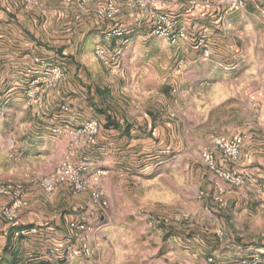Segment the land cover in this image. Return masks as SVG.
Listing matches in <instances>:
<instances>
[{"label": "crops", "instance_id": "crops-1", "mask_svg": "<svg viewBox=\"0 0 264 264\" xmlns=\"http://www.w3.org/2000/svg\"><path fill=\"white\" fill-rule=\"evenodd\" d=\"M110 1L93 0L82 9L75 1L43 0L38 16L35 6L0 0V171L26 186L14 222L3 215L9 199L0 196V264H180L187 255L195 260L210 248L196 232L218 234L226 224L196 203V184L188 183L181 169L190 164L170 155L173 139L178 137L184 149L193 132L246 134L241 171L248 175L255 142L260 166L264 161V0H245L239 11L228 10L221 0L204 8L189 0H162L186 32L177 44L153 34L147 9L135 0H117L120 12L113 20L99 17L97 8ZM118 21L133 31L112 73L95 48L117 45V39L105 36ZM200 39L207 42L209 56ZM50 54L69 61H62L64 79L48 92L43 107H27L24 89L38 77L29 70H41L38 60ZM90 121L100 131L92 142L81 140L76 161L106 174H90L89 189L74 198L65 183L47 194L33 178L52 173L67 150V141L53 128ZM45 161L47 166L56 162L47 173ZM98 186L109 204L94 209L90 193ZM230 196L233 205L237 198ZM150 214H181L189 221L158 226ZM73 220L95 228V256L84 257L77 244L71 256L65 249L73 241ZM24 228L36 231L14 235ZM194 241L201 243L200 253H191ZM239 247L234 243L228 253L235 250L240 259Z\"/></svg>", "mask_w": 264, "mask_h": 264}, {"label": "built area", "instance_id": "built-area-1", "mask_svg": "<svg viewBox=\"0 0 264 264\" xmlns=\"http://www.w3.org/2000/svg\"><path fill=\"white\" fill-rule=\"evenodd\" d=\"M27 5H38V0H24ZM75 1L80 8H86L89 2L93 0H67ZM228 10L239 11L245 6V0H221ZM135 3L144 6L147 9V15L153 27L152 32L155 36L166 38L173 44H177L181 38H185L186 32L180 28L179 20L176 16L166 12L163 9L162 0H135ZM194 7H208L211 0H189L188 2ZM120 12V4L117 0L101 5L97 8L96 13L105 20H113ZM132 28L125 22L118 21L106 34V41L117 39V45L109 47L98 45L95 48V55L99 61L112 73L116 72L121 65L130 45V35ZM198 45L203 46V53L210 55V49L204 39L198 40ZM41 64L43 60H38ZM41 70H29V72L37 73L38 77L29 83L24 89V100L27 107L41 108L44 106L45 98L48 92L56 88L64 79V70L61 65L48 62L41 64ZM100 127L96 121L87 122L81 126H72L66 123L59 127L53 128V133L67 140V151L64 158L56 166L55 170L46 175L36 176L33 178L35 185L39 186L46 193H54L60 183L68 185L70 193L80 194L87 191L89 185V175L91 174L88 165L85 162L75 160L77 147L83 138H88L90 142L99 133ZM248 136L240 134L233 137L225 135H216L212 139L213 149L202 152V158L210 170L222 177L227 184L233 187L243 186L246 177L234 169V165L240 158L242 149ZM216 151H219L224 159L229 163L228 169H220L218 167ZM97 176L105 175V170H96ZM226 188L218 185L216 191V200L221 206L225 203ZM203 194V193H202ZM26 195L25 184L15 178L4 177L0 172V196L9 199V203L3 210L4 217L14 222L18 219L19 211L22 207L24 197ZM90 207L94 209L104 208L108 206L106 192L101 187H95L90 193ZM150 221L156 225H170L173 222L181 220L180 215L172 218L150 214ZM71 236L73 241L69 245L68 253L71 256L73 245L77 244L84 257L91 258L95 255V247L93 245V236L95 228L86 222L73 220L70 222ZM29 231H36V228L20 229L14 235L16 237L27 234ZM220 237L222 234H218ZM241 264H264V250L256 252L248 258H242Z\"/></svg>", "mask_w": 264, "mask_h": 264}, {"label": "rangeland", "instance_id": "rangeland-1", "mask_svg": "<svg viewBox=\"0 0 264 264\" xmlns=\"http://www.w3.org/2000/svg\"><path fill=\"white\" fill-rule=\"evenodd\" d=\"M19 1L23 2V4H26L24 0H19ZM29 6L32 7L35 6L36 9L38 8V16H39L40 14H42V10H44L46 4L45 2H43V0H38V5L29 4ZM44 57L45 58L41 59L43 60V63L41 64L54 62L60 64L61 66L66 67L65 63L63 64L62 61L63 62H67V61L58 60L53 54ZM67 63L69 64V61ZM208 124L216 125L217 122L213 124L209 122ZM219 125H222V122H219ZM213 137L214 136L212 137L201 136L198 135V132L195 133L193 132L187 137V142L184 144V149H182V145L181 146L179 145L178 137L174 138L173 141L171 142L172 150L170 155L173 157V159H177L180 162H185L187 164L188 163L190 164L188 168L187 167L183 168L184 165H182L181 169L184 170L185 178L188 180V183L196 184V188L193 192V195L195 196V200L198 206L205 207L206 211L208 212V214L212 216L213 219L223 218L226 224V227L223 224L219 227L221 232H219L218 234L221 233L222 234L221 237L216 233V230L197 231L196 235H198L199 237H203L204 241L210 244L209 245L210 248L207 250L202 249L200 253L198 248L196 247L201 243L194 241L192 243L193 246L191 247L192 248L191 253L193 254V251L194 252L197 251L200 253V255H197L195 260H192V258H190L191 256L187 255L186 260H180L181 261L180 264H237L235 260L248 258L251 255L255 254L256 252L261 251V250L255 251L257 248L259 249L262 247L264 248V187H263L264 161H261V166H260L259 163L260 161L258 160V155L260 154L259 153L260 151H258L259 149L257 148L258 147L257 142H255L256 146H254V149H256V153H254L253 159H251L250 166L248 167L249 168L248 175L246 174V176L245 173L241 171L242 165L240 161L243 154V149H242L240 158L238 159L237 163L234 165V169L246 177V182L243 186L233 187L227 184V182H225V180L222 177H220L217 173L210 170L202 158L203 151L213 149V144H212ZM60 138L66 140L63 137ZM85 139L88 142H90L88 138ZM80 144L81 142L77 147L75 160H77L76 158L78 156V150ZM50 157L51 155H48L49 159ZM217 162H218V167L220 169L230 168L229 163L224 159L222 155L217 156ZM43 163H44L43 166H45L44 172L47 173L53 169L52 166H54L56 162L55 163L53 162L52 165L49 164L48 166L46 164L48 163L47 161ZM85 163L88 165L91 174L93 172L95 174L96 169H94V166L90 163L87 162ZM43 174L44 173H38V176H41ZM218 185H222L226 188V193L224 196L225 203L223 206H221L220 203L216 200V191ZM231 194L237 198L234 201L233 205H231V201H230V199L233 198L230 196ZM70 195L72 198H74L79 194L70 193ZM237 202L238 204L236 205ZM187 203L190 204L189 200ZM176 215L179 214H175L173 216ZM180 216H181V220L178 222H182L184 220L189 221V217L186 218L181 214ZM85 222L88 223V221ZM158 226L167 227L172 225L170 224V225H158ZM191 234H192L191 232L187 233L188 236H190ZM70 237L72 238L71 235ZM236 242L238 246H240L238 248V252L242 253L240 259L238 258V255L233 253L235 252V250H233L231 253H228L229 250L233 247V244ZM69 245L70 243L68 242L65 246V249H67V251L69 250ZM246 249L249 251H246ZM249 252L251 253L249 254ZM63 264H71V263L70 262L67 263V261H64ZM173 264H179V263L176 262Z\"/></svg>", "mask_w": 264, "mask_h": 264}, {"label": "trees", "instance_id": "trees-1", "mask_svg": "<svg viewBox=\"0 0 264 264\" xmlns=\"http://www.w3.org/2000/svg\"><path fill=\"white\" fill-rule=\"evenodd\" d=\"M15 261H17V260H12V262H15ZM41 264H44V263L42 262Z\"/></svg>", "mask_w": 264, "mask_h": 264}]
</instances>
